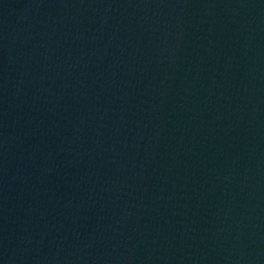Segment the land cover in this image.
<instances>
[{"label":"water","instance_id":"95a60500","mask_svg":"<svg viewBox=\"0 0 264 264\" xmlns=\"http://www.w3.org/2000/svg\"><path fill=\"white\" fill-rule=\"evenodd\" d=\"M0 264H264V0H0Z\"/></svg>","mask_w":264,"mask_h":264}]
</instances>
